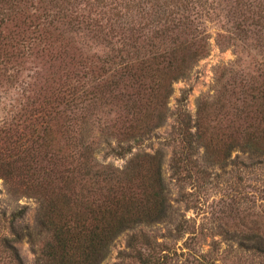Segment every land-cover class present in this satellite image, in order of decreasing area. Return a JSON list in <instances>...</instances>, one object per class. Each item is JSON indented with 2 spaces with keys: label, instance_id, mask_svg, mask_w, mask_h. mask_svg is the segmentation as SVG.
Segmentation results:
<instances>
[{
  "label": "trees",
  "instance_id": "trees-1",
  "mask_svg": "<svg viewBox=\"0 0 264 264\" xmlns=\"http://www.w3.org/2000/svg\"><path fill=\"white\" fill-rule=\"evenodd\" d=\"M177 3L178 11L170 7L158 21H163L160 29L156 25L129 44L116 30L124 31L127 23L122 21L133 12L148 15L142 0H93L89 12L78 0H0V179L12 194L34 196L40 205L36 227L18 225L26 208L9 217L0 211V245L13 264H24L14 244L25 237L34 244L46 239L38 264H102L127 232L132 234L123 260L169 264L176 255L174 246L159 243L141 227L172 221L162 152L137 154L124 170L99 163V131L91 113L111 100L124 104L116 132L105 126L100 133L117 143L113 147L105 141L106 155L120 158L134 147L143 148L164 124L170 113V86L186 77L190 63L208 51L206 37L191 45L183 40L190 35L184 14L190 2ZM85 33L103 40L116 55L84 56L69 37ZM39 60L58 65L59 72L43 82L26 79L25 67ZM166 75H172L171 80ZM11 91L20 97L7 96ZM235 99L237 103L227 104L226 95H218L202 101L195 120L185 106L178 109L166 141L173 147L170 168L178 185L199 189L208 182L210 167L200 163L204 158L224 173L229 164L240 165V177L255 175L256 192L264 193V95ZM236 150L247 155V161H231ZM237 192L222 199L230 212L248 198V193ZM184 226L180 223L175 231L185 234L194 225L185 231ZM242 238L264 246L259 229Z\"/></svg>",
  "mask_w": 264,
  "mask_h": 264
},
{
  "label": "rangeland",
  "instance_id": "rangeland-1",
  "mask_svg": "<svg viewBox=\"0 0 264 264\" xmlns=\"http://www.w3.org/2000/svg\"><path fill=\"white\" fill-rule=\"evenodd\" d=\"M186 1L190 2L189 11L184 13L190 24L186 33L190 35H186L183 40L191 45L206 37L208 51L195 64L190 63L192 67L186 77L171 86L167 84L168 89L170 86L171 90L168 95L170 113L167 119L161 127L155 129L154 135L148 138L143 148L134 147L126 157L106 155L108 149L105 141H110L113 147L117 143L115 138L111 139L107 135L100 134L105 126L110 127L113 133L116 132L121 125L120 116L124 114L121 113L124 104L119 99L111 100L110 105L92 112V119L97 124L94 128L99 131L95 137L96 159L101 164L124 170L137 154L145 152L154 155L159 151L162 152L165 181L170 189L173 206L172 221L153 227H141L159 243L167 242L177 249L176 255L169 259V264H264V246L257 247L256 241L247 242L242 238L244 233L257 229L264 234V193L256 192L259 185L255 182L256 176L242 172L243 182H241L242 177L238 174L239 170L242 171L240 165L229 164L224 173L218 164L207 163L202 158L201 165L210 167L208 182L199 189H192L189 185L180 186L172 178L170 165L173 147L166 142L173 132L175 114L182 106L186 107L195 120L200 103L206 99L212 100L218 95H226L228 102H225L232 104L236 102L235 97L242 99V95H264V0ZM177 2L178 0H142L143 5L146 6L144 12L148 15L133 12L128 20L122 21L127 23L123 26L124 31L116 30V32L119 35L123 34V37L129 39V44H133L135 41L133 39L156 30V25H158L157 29H160L163 21L161 23L158 21L164 19V12H168L170 7L172 9L175 6V11H178ZM78 3L89 12L88 5L93 4V0H78ZM242 30H245L246 34ZM69 38L72 41L70 44L82 51L86 57L104 58L106 53L116 55L115 52H109L110 49L103 40L93 38L90 33L73 34ZM146 44L147 42H144L141 46ZM159 45L162 44L158 43ZM164 47L169 48V46ZM94 61L98 60L94 59ZM54 66L51 67L49 63L39 60L29 63L23 74L26 79H31L27 78L28 76L36 77L43 82V79L52 78V74L59 72L58 65L55 68ZM166 78L169 81L172 75H166ZM18 93L11 91L7 96L17 98L20 97ZM116 96L120 97V95ZM183 98L186 101L180 104ZM246 156L240 150H236L232 153L231 161L236 157L247 161ZM237 191H244L246 195L248 193V198L241 200L239 202L241 205L235 207L234 212H230L224 206L222 199H227L229 195L235 196ZM188 194L191 196L189 197ZM22 208H26L27 212L18 225L21 228L36 227L40 208L37 199L34 196L12 194L4 180L0 179V211H4L9 217ZM59 220L60 218H57L55 221ZM180 223L185 225L184 231L189 226H194L191 231L179 234L175 228ZM226 231L236 233L239 237L228 238ZM131 234L132 232L124 233L115 241L110 254L102 264H133L131 260H123L121 257ZM44 235L50 237L48 234ZM45 241L46 239H37L34 244L25 237L14 245L24 264H38ZM79 254L78 252L77 255ZM0 264H13L3 252L1 245Z\"/></svg>",
  "mask_w": 264,
  "mask_h": 264
}]
</instances>
